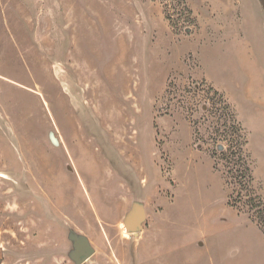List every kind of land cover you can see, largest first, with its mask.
<instances>
[{"label": "rangeland", "instance_id": "374dc122", "mask_svg": "<svg viewBox=\"0 0 264 264\" xmlns=\"http://www.w3.org/2000/svg\"><path fill=\"white\" fill-rule=\"evenodd\" d=\"M207 87L264 208V0H0V264H264Z\"/></svg>", "mask_w": 264, "mask_h": 264}, {"label": "trees", "instance_id": "16d2710c", "mask_svg": "<svg viewBox=\"0 0 264 264\" xmlns=\"http://www.w3.org/2000/svg\"><path fill=\"white\" fill-rule=\"evenodd\" d=\"M207 91L212 93V99H210V101H213V103H211L213 108H215L217 112H221L219 119L222 123L217 121L216 125L213 127L211 140L215 143H226L225 150H221L220 152V160L224 161L229 166L227 178L231 184H238L243 190L253 194L254 196L251 197L249 202L258 204V207L261 208L260 213H264L263 203L260 198L255 195V190L253 188L255 180L251 167V158L247 152V146L249 144L247 135L237 120L235 110L227 102L225 97L213 87H207ZM217 106H219L220 109H217ZM219 146L220 145H218L217 148ZM229 204L239 210L235 200L231 201ZM261 222L264 223V220ZM261 222L260 225L263 226L264 230V224Z\"/></svg>", "mask_w": 264, "mask_h": 264}, {"label": "water", "instance_id": "95a60500", "mask_svg": "<svg viewBox=\"0 0 264 264\" xmlns=\"http://www.w3.org/2000/svg\"><path fill=\"white\" fill-rule=\"evenodd\" d=\"M136 214V215H135ZM142 215L138 213H130L126 218V226L129 233H137L140 231L139 221H141ZM95 254L94 250L89 246H78L76 252V259L78 264H83L87 260H89Z\"/></svg>", "mask_w": 264, "mask_h": 264}, {"label": "bare ground", "instance_id": "6f19581e", "mask_svg": "<svg viewBox=\"0 0 264 264\" xmlns=\"http://www.w3.org/2000/svg\"><path fill=\"white\" fill-rule=\"evenodd\" d=\"M136 215V214H135Z\"/></svg>", "mask_w": 264, "mask_h": 264}]
</instances>
